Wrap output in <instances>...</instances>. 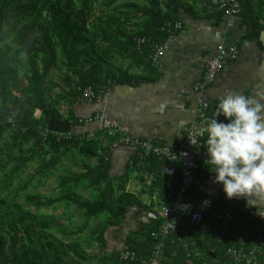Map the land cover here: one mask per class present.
<instances>
[{
  "label": "trees",
  "instance_id": "trees-1",
  "mask_svg": "<svg viewBox=\"0 0 264 264\" xmlns=\"http://www.w3.org/2000/svg\"><path fill=\"white\" fill-rule=\"evenodd\" d=\"M185 1L206 10L200 0ZM240 4L239 16L247 38L257 42L264 31L259 21L264 16V0H241ZM180 6L181 0H0V264L91 263L75 245L90 225L92 238L83 241L85 249L98 248L94 264H141L121 262L119 252H107L104 235L108 228L125 222L130 208L141 205L140 199L127 191L130 175L137 174L140 195H155L157 207L167 206L181 180L180 163L163 172L157 157H147L140 166L136 157L126 165L123 175L114 176L110 145L120 139L118 135L110 136L111 141L103 146L101 136L107 135L101 132L89 140L76 133L65 139L47 132L44 138L40 132L46 131L50 120L73 129L80 126L79 118L72 114L64 120L54 116L60 99L73 108L87 87L99 93L108 81L129 84V65L134 67L139 62L154 69L150 57L155 46L169 38L162 29L164 24L182 23L175 18ZM138 39L144 43L138 45ZM118 63L123 66H111ZM64 72L70 75L68 91L59 88L55 93L52 78ZM35 111L40 117L34 116ZM32 163L35 174L20 186L18 182ZM61 166L64 173L59 175L55 196L26 192L36 177H52ZM151 174V185H147ZM198 174L213 176L211 166L201 165ZM192 194L196 196V189ZM21 195L24 204L19 202ZM153 205L151 201L149 208ZM59 206L61 213L68 214L67 221L79 220L63 228L61 239L47 232L48 222L38 219L42 211ZM218 210L215 204L211 212L204 213L199 226H186L184 236L191 238V248L198 251L191 264L214 257H218L217 264H235L224 250L239 247L238 242L256 229V222L235 208L234 219L219 242L214 218ZM159 226V221H148L138 233L126 236L122 248L146 257L153 244L151 233ZM177 238L173 234L170 240ZM170 240L168 264H187L184 250ZM213 248L215 254L210 252Z\"/></svg>",
  "mask_w": 264,
  "mask_h": 264
},
{
  "label": "crops",
  "instance_id": "crops-1",
  "mask_svg": "<svg viewBox=\"0 0 264 264\" xmlns=\"http://www.w3.org/2000/svg\"><path fill=\"white\" fill-rule=\"evenodd\" d=\"M176 13L175 18L183 23V30L163 43L165 52L158 67L150 69L139 62L134 67L129 65V84L108 81L106 83L108 92L100 100L88 102L79 98L73 108L68 101L60 100L55 107L54 116L64 120L72 114L81 120L100 113L109 120L119 121L132 138L174 146L190 129H197L196 124H192L191 115L195 98L198 96L194 93L193 87L203 77L205 64L214 57L216 48L220 45L236 46L237 59L225 65L214 83L202 91L201 97L213 108L219 104L220 97L230 92L246 95L264 103V31L260 33L257 42L250 40L239 15L231 18L223 17L219 13L209 15L191 1L181 0V6ZM259 21L264 24V16ZM114 66L121 68L123 64L118 63ZM58 75L55 74L52 78L51 90L58 93L57 90L61 88L67 92L70 75L66 72ZM51 95L52 98L56 96L52 92ZM203 126L198 123L199 134ZM74 132L76 134L101 132L106 135L100 130V124L95 122L86 127H76ZM101 140L105 146L111 138L108 135L101 136ZM110 156L112 175L121 176L126 165L131 164L137 157V153L134 148L120 142L119 139L110 145ZM153 176L154 174H151L147 179L144 178L147 185H151ZM138 179L137 174L130 175L127 191L140 199L141 205L129 209L125 222L120 227L108 228L104 235L107 252L120 253L121 249H124L122 242L126 236L138 233L149 221L147 213L157 210L155 195L151 198L140 195L141 185L137 182ZM214 190H223L222 184L215 183ZM151 201L155 205L150 209ZM259 203L264 206V201ZM49 212L51 220L44 219L50 224L47 232L61 239V231L65 227L59 229L57 226L53 229L52 224L57 220L63 224L70 223L65 219L68 214L61 213L60 206L55 210L50 209ZM97 228H100L98 224ZM97 251V247L85 250L86 258L92 260L91 263L85 264H94Z\"/></svg>",
  "mask_w": 264,
  "mask_h": 264
},
{
  "label": "built area",
  "instance_id": "built-area-1",
  "mask_svg": "<svg viewBox=\"0 0 264 264\" xmlns=\"http://www.w3.org/2000/svg\"><path fill=\"white\" fill-rule=\"evenodd\" d=\"M206 13L209 15L221 14L223 17L231 18L239 15L241 11V0H200ZM163 31L168 37L174 35L176 31L183 30V24L179 22H166ZM142 39L137 40V44H143ZM165 52V46L159 44L155 46L154 52L150 57V63L153 67H158L161 57ZM238 56L236 46L220 45L216 48V54L205 64L203 77L194 85L193 91L198 96L191 111L192 124L197 126L189 130L186 135L182 136L174 146L159 145L149 140L132 138L128 135V131L117 120H109L103 114L96 113L79 120L81 127L89 126L91 123H99L100 130L108 136L118 135L120 142L134 148L137 153L138 165H144L147 157L155 156L162 163V171L168 172L173 168V164L180 163L181 180L178 189L173 196H170L171 205L157 207V210H151L147 213L149 221H159L158 230L151 233L153 244L146 257H138L136 253L130 249H121L119 260L121 262L135 263L140 261L141 264H168L166 258L167 242L173 234L178 238L170 240L172 245H178L184 250L187 264H191V259L197 255L198 251L191 248V238L184 236L186 226H199L204 218V213L213 210L215 204L218 211H215L214 218L218 223L215 230V237L220 242L227 233L230 223L233 221L235 208L239 213L243 212L256 222V229L250 231L245 237L238 242L239 247H228L224 250L232 263L235 264H264V217L257 215V209L247 207L246 203L241 199H227L223 190L215 191L213 183L214 176L201 178L198 174L199 167L207 164V134L198 132V123L204 125L206 119L214 116L217 106L211 107L205 99L201 97V93L216 80L219 73L228 62L235 61ZM108 88H103L99 93H94L90 87H87L80 97L82 100L93 102L100 100L107 92ZM212 110L209 115V110ZM39 112H35V116H39ZM218 121H224V118L218 117ZM226 123V121H224ZM48 131L40 132L42 137H46ZM74 133L58 134V138L69 139ZM81 138L91 139L95 132L79 133ZM196 189V196H193L192 190ZM259 210V209H258ZM253 240L250 246L246 243ZM247 246V247H246ZM203 248V246H202ZM201 248L200 252L203 250ZM208 250V249H207ZM210 250V249H209ZM215 249L210 250L215 254ZM218 257L201 262V264H217Z\"/></svg>",
  "mask_w": 264,
  "mask_h": 264
},
{
  "label": "clouds",
  "instance_id": "clouds-1",
  "mask_svg": "<svg viewBox=\"0 0 264 264\" xmlns=\"http://www.w3.org/2000/svg\"><path fill=\"white\" fill-rule=\"evenodd\" d=\"M220 116L227 122L218 121ZM201 131L207 134L206 161L215 174L213 183L222 184L227 199H244L264 217L259 203L264 201V103L230 92L219 98Z\"/></svg>",
  "mask_w": 264,
  "mask_h": 264
},
{
  "label": "rangeland",
  "instance_id": "rangeland-1",
  "mask_svg": "<svg viewBox=\"0 0 264 264\" xmlns=\"http://www.w3.org/2000/svg\"><path fill=\"white\" fill-rule=\"evenodd\" d=\"M111 66L114 69H116L114 64H111ZM58 76H60V75H58ZM55 114L56 113H54V115ZM74 130L75 129H73L71 132L75 133ZM35 172H36V165L34 163H32V164L29 165L28 169L25 171V173L21 177V179L18 182V184L20 186L23 185L28 179H30V177H32L35 174ZM62 173H64V169L61 166V167L58 168V171H56V173L52 177L46 178L44 180H42L41 177H36L34 180H32L30 182V186L27 188L26 192L28 194H39V195H42V196H55L56 192H57L56 191V187H57V183H58V178H59V175L62 174ZM83 195L84 196H88V194H83ZM20 201H21V203L24 204L22 195L19 198V202ZM27 208H29V211L33 212L31 207H27ZM48 215H50V216H48ZM38 219L51 220V212H49V210L42 211V214L38 217ZM78 222H79V220H75L72 223L63 224V223H61V222H59L57 220L54 224H52V227L54 229L55 227L58 226V228L61 229L63 227H71L74 224H78ZM85 235H87V236H85ZM85 235H84V238L81 239V241H78L75 244L79 248V250L82 251V252H85V250H86L85 249L86 248V242H84L83 240L86 241L87 239H91L92 238V225H90V228H88L87 233ZM68 244H72V243H68Z\"/></svg>",
  "mask_w": 264,
  "mask_h": 264
},
{
  "label": "water",
  "instance_id": "water-1",
  "mask_svg": "<svg viewBox=\"0 0 264 264\" xmlns=\"http://www.w3.org/2000/svg\"><path fill=\"white\" fill-rule=\"evenodd\" d=\"M176 9L174 10V12ZM46 130L51 133H56V134H66L68 132H71V126L68 124H65L63 122L55 121V120H50L47 123Z\"/></svg>",
  "mask_w": 264,
  "mask_h": 264
}]
</instances>
